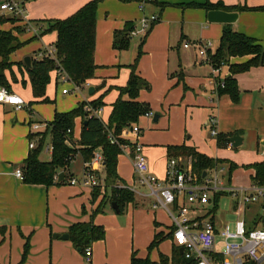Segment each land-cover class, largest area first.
<instances>
[{"label":"crops","instance_id":"1","mask_svg":"<svg viewBox=\"0 0 264 264\" xmlns=\"http://www.w3.org/2000/svg\"><path fill=\"white\" fill-rule=\"evenodd\" d=\"M89 1L91 0H28L24 7L25 19L28 22V25L32 28L33 25H37L34 22L63 20L74 14ZM122 1L125 2L129 0ZM138 1L143 7L142 10L139 8L140 6L138 7V11L141 13V18L138 21V24L133 23L134 29L140 27V22L143 18L156 16L153 12L147 14V2L142 3V0ZM215 1L227 6L235 5L237 2L241 4L243 1L244 6L249 8L264 6V0H260L258 3H256V0H211V2ZM161 2H166L168 5L174 4V6H176L178 4L181 5V3L185 1L161 0ZM148 4L152 7L154 6L151 3ZM102 9L103 6L100 4L99 9L97 7L96 11L94 63L97 66V69L95 70V74L98 73V65H102V63L103 65L110 64V61L115 62L114 60H117L115 55L122 53V51L118 52L114 49L112 50L110 46H112L113 31L121 28L123 21L116 25L109 22L104 24L101 20ZM118 11L119 15L122 17H127L129 14V9H125V7L119 8ZM237 14V21L234 24H231V27L235 31L254 39L264 48V13L241 11L237 12ZM158 19V23L154 25L143 44V56L139 62L138 69H136L139 76H141L146 83L148 82L151 84L153 91L158 88V81L163 79L164 74L167 72L171 57L170 40L174 33V29L177 26H181V29L184 30V24L189 26L192 24L199 25L201 27V36L205 37V39H211L213 42H216L215 44L217 48L225 25L209 23L207 21V11H191L185 9V7L181 8V10L165 8L161 11V15H159ZM98 21H101V25L104 26L103 37L98 33ZM39 26L37 25L32 30H29L27 33L19 37L18 40L23 42L32 37L38 36V33L41 31V27ZM54 35L56 42V33H54ZM182 36L184 37L183 34ZM36 38L23 46L24 49L22 52L24 53H22V55H24V57L21 58L22 60L20 59V61L14 62L12 61L13 56H10L11 64H17L20 69L25 70L26 74L27 71L23 64V59L29 57L32 60L37 57L39 52L45 50L47 47L53 46L51 44L38 47L36 41H38L40 37ZM184 38L185 43L192 45L195 43H201L200 39L190 41L186 37ZM139 40H142V37H140ZM188 49L189 48L186 50ZM103 52L106 53L107 60L103 58ZM30 53H33V56H31L32 54L30 55ZM250 58V56L232 58L230 59L229 64H241L248 61ZM203 66L209 68L208 74L199 75L195 78L187 76L185 79L193 91H185L181 88H177L175 91L169 90L167 102L164 100L165 104L180 102L181 106H189L190 112L195 116L194 120L196 122V128L190 136L186 137L187 140L191 139L190 141L182 143L180 131L179 138L177 137L175 142L171 139L163 141V144H166L163 149L154 147L147 148L146 154L148 157L149 172H152L158 177H162L163 172L166 171L165 165L169 159L167 158L166 149L168 146H180L183 144L186 147H191L195 150L197 149L199 150H196L197 152L211 158L210 156L212 155L209 148L211 146L216 147L215 137L211 136L208 132V139L201 131V129L204 128L208 129L205 124L207 118L211 115L215 116L217 119V135L228 136L238 133L241 138L240 146L242 147L250 145L263 146L264 144V65L252 67L235 77L239 91V99L237 103H233L228 95L218 96L215 93L213 79H223L227 77V67H222L219 74L214 77L212 75V68L207 65ZM205 67H201V69H204ZM10 70L11 69H9V71ZM4 74L6 77L8 75V70L5 71ZM106 74H113V72H106ZM129 74L130 69H123L118 72L117 77L107 78L103 76V78L98 81L100 86H98V84L97 86L89 87L93 88V94L90 95L93 96L91 97L92 100L102 96V101H104L105 95L114 91L110 99L109 115L111 113V105L118 98V88L126 86ZM93 79H96V77ZM92 80L87 81V83L80 87L77 92L81 94V91L86 90L89 86L88 83ZM56 81L57 85L58 80ZM66 89L69 90V93L70 91H75L74 86ZM145 89H149V87L140 90L139 95L137 96L138 102H141V97L146 98L144 92ZM9 91L12 92L10 86ZM15 91L16 93L14 94L18 95L24 103L23 108L15 110L14 107L10 105L0 106V264H19L23 246L25 244V238L29 239L30 248L23 264H86L84 255L77 251L71 242L63 241L59 238H52L53 234L59 236L67 234L69 227L73 224L88 223L90 221L89 215L92 212H84L82 215L80 214V206L85 201L84 192L75 190V186L68 188L69 190L63 188V190L60 191L57 185L48 188L42 185H28L15 177V170L23 166L30 151L28 148L30 141L29 135L31 134L30 125H40L42 123L41 117H38L31 107V100H33L32 103L41 101L34 99L31 86L27 92L22 91L21 89ZM165 92H167V85H164L161 89V93ZM97 94H99L98 97ZM181 96H183L182 99H180ZM126 98L127 97H123V99ZM84 102L88 103L87 101ZM177 112L180 114L179 109H177ZM103 114L104 110L102 108L99 115L100 119ZM158 116L159 118L157 121L162 120L163 123H165V118H162L161 115ZM144 118L149 119L148 117ZM169 120H171V117ZM101 121L104 124L108 122V120L102 119ZM76 122L79 124V129L77 136L76 134L74 135L73 131V138L75 141H78L81 132V119L77 118ZM46 124L47 123H45V125ZM152 124H155L153 119ZM137 126L141 130L138 124ZM172 129L173 125L169 131H172ZM35 134H44V131L40 128L38 132L34 133V135ZM38 137H36L35 140H37ZM127 140L132 144L136 142V139L133 136H130ZM137 141L138 143L140 142L139 139ZM49 147V144L44 147V153L47 154L48 160L50 159ZM232 149L233 147L231 149L226 148L227 151ZM125 155H127L131 161V157L128 154ZM120 157L121 155L118 157V160ZM39 159L41 161H48L41 156H39ZM75 159L79 160L80 164L79 166H75L73 162L74 166L69 168L67 173L68 177L66 176L65 178L66 183L69 178L80 176L83 167L86 164L82 161L80 156ZM97 169L98 175L103 177V167L97 166ZM117 175L122 180L123 174L119 163H117ZM123 183L132 192L133 188L136 185H139L133 167L132 180H128V183L123 181ZM102 197L103 193H100L98 199L92 203L90 193V203L94 205L99 199H102ZM139 197L140 201L144 202V200H141L142 196ZM59 203L65 204L67 210H57L56 206ZM157 208H159V206H153L154 210ZM91 219L94 225L101 226L104 229L105 237L104 240L95 242L91 245L90 248L92 255L89 264H130L132 254H135L139 259L148 258L152 262H158L160 255L168 259L171 258L173 249L175 248L172 241V234L170 233L171 221L169 220L170 224L165 226L161 220V213L156 215L152 210L149 211L142 208L137 209L132 205H128L125 220L121 219L117 222L114 218H105L102 213ZM157 233H160L163 239L156 248L149 250L148 247L151 244L154 235ZM137 236L141 239L139 244L136 242ZM130 237L135 239L133 246L134 248L139 249V253L136 250L130 251L129 246L126 245V242ZM120 238L123 239L122 242H119ZM164 241L170 245V250L161 248V244Z\"/></svg>","mask_w":264,"mask_h":264},{"label":"trees","instance_id":"2","mask_svg":"<svg viewBox=\"0 0 264 264\" xmlns=\"http://www.w3.org/2000/svg\"><path fill=\"white\" fill-rule=\"evenodd\" d=\"M101 0H91L84 4L74 14L63 20L39 21L43 29L38 33V37L47 33H56V42L53 45L55 49L54 58H33L32 69L27 72L32 95L35 100L47 101L45 98V89L49 81L51 71H60L66 74L69 80L77 87L83 86L88 80L93 79L97 66L94 63L95 53V30H96V10ZM142 2L146 3V0ZM148 3V2H147ZM168 3L159 2L157 6L163 10ZM180 6V5H176ZM196 6V5H191ZM206 11L222 10L226 12H240L243 8L225 7L222 3H207L204 6ZM264 10V7L261 8ZM13 17H0V23L16 21ZM158 22L150 24L149 30ZM134 29L133 23H127L123 30L117 31L113 35L112 47L120 52L128 48L131 39L130 33ZM148 30V31H149ZM146 32V34L148 33ZM20 30L19 33H23ZM146 34L142 37L144 40ZM35 39V37L30 38ZM37 39V38H36ZM142 40V41H143ZM24 43L18 40V37L12 31L0 30V87L9 90V85L5 77V71L11 67L10 56ZM250 56L251 58L241 64H229L232 58H242ZM203 63V62H202ZM212 69H218L220 66H226L228 76L216 79L215 93L218 96L228 95L233 103L239 99V91L236 85L235 77L247 71L252 67L264 65V48L254 39L235 31L231 25H224L221 33L218 47L209 56L207 63ZM130 74L126 86L118 88V98L111 105V113L108 122L104 124L101 119L88 110L100 109L103 106L102 96L91 102H81L78 106L67 113L55 114L50 124H47V130L44 134L29 135L32 140H36V147L29 151L23 166L21 167L23 178L22 182L28 185H42L46 188L54 185H63L67 176L66 170L69 164L74 160V155L78 154L84 163L91 162L95 149L101 148L104 170V192L100 205L92 217L101 213L102 207L116 203L119 214H122L126 206L134 201L133 192L128 189L123 181L117 175L118 157L122 155L121 145L132 147L133 144L128 140L121 138L123 130L137 125L141 116L144 117L146 106L137 101V96L141 89L147 88L148 84L136 74V61L129 66ZM123 97H127L123 99ZM81 119V132L78 141L73 138V129L75 120ZM49 132L51 152L48 161L39 159L40 153L44 150L45 136ZM111 134L118 144H111L108 135ZM233 134L217 135L215 137L217 146L228 145V138ZM167 158H188L192 171L199 176L216 168L217 165L228 164L227 162L212 159L206 155L197 152L194 148L186 146H168ZM230 171L233 165L228 164ZM254 170L253 184L264 186V160L251 166ZM60 172L64 173L63 182L57 181ZM121 185V186H120ZM124 185V186H123ZM107 192L110 195L107 197ZM100 195V188H95L91 192V202L94 203ZM224 194H217L214 197V208L217 201ZM112 209V208H111ZM156 226V225H155ZM172 234V226L170 227ZM68 240L73 247L84 255L86 248L92 243L104 240L105 231L101 226L94 225L92 219L88 223H76L69 227ZM160 233L154 235L148 249L156 248L162 241ZM29 252V239L25 238L22 259L19 264H23ZM130 264H190L179 255L178 248H174L171 258L168 259L162 255L158 262H152L148 258L139 259L135 254L131 255Z\"/></svg>","mask_w":264,"mask_h":264},{"label":"rangeland","instance_id":"3","mask_svg":"<svg viewBox=\"0 0 264 264\" xmlns=\"http://www.w3.org/2000/svg\"><path fill=\"white\" fill-rule=\"evenodd\" d=\"M174 1H177V0H174ZM179 1H185V2L181 3L180 6H174V4H171V5H167L165 8L181 10V8L185 7V9H188L191 11L192 10L206 11L204 7H200V6H204L207 3H210V4L217 3L216 1L211 2V0H179ZM222 1H225V0H222ZM259 1L260 0H256V3H258ZM146 2L154 5L152 7L150 4L148 3L146 4L147 14H150L153 12L159 18V15H161L162 10L157 5L159 2H161V0H146ZM100 4L101 6H103L101 20L103 21L104 24L109 22V23H113L114 25H116V24H119L121 21H123L121 28L115 29L113 31V35L115 32L123 30L127 23L138 24V21L141 18V13H139L138 11V7L140 6V3L138 0H129L125 2H123L122 0H101L97 5L98 9H99ZM191 5H196V6H191ZM223 5L229 8L231 7L240 8L241 7L243 8L242 12L264 13V10H261V8H263L264 6H256L253 8H249L247 6L246 7L244 6V1L241 2V4L237 2L235 5H229V6L225 4ZM121 7H125V9H129V14L127 17H124V16L122 17L119 15L118 10ZM0 17L9 18V16H7L6 14L2 15V13H0ZM34 23H36L38 26L41 25L40 22H34ZM37 25H33V28L36 27ZM98 26L100 29L98 28ZM98 26H97L98 33L99 35L103 37L104 36V32H103L104 26L101 25V21H98ZM39 27L43 29V25ZM28 28H29L28 25H26L23 21L21 22L18 19L16 21L0 23V30L12 31L18 38L21 37L23 34L27 33L29 31ZM138 29L139 27H137V30ZM20 30H24V32L19 33ZM151 30L148 31L145 39L144 40L142 39L143 41L139 40L140 39L139 36H135V37L131 36L128 48L122 51V53H120L119 55H115L117 58V60L116 59L114 60L115 62L110 61V64L103 65L102 63V65L101 64L98 65L99 66L98 73L97 74L94 73L95 75L94 77H96V79H93V80L91 79L92 81L88 83L89 86L87 87L86 90H82L81 94H79V92H77L78 90L75 89V91L73 92L70 91L68 95H63L62 90L64 88H71L73 87L74 84L72 82H67L65 86L63 85L62 87V84L60 83V81H58V84L56 85V82H57L56 72L57 71H51L49 73V81L46 85L45 98L47 101L41 100V101H38L37 103H32L33 100H31V107L33 111L37 114L38 117H41L42 119L40 128L45 132L46 125L50 124L53 121L55 114H63V113L70 112L78 106L79 102L81 103L84 101H87V102L93 101L91 99V97L93 96H90L88 94V88L91 86H97L99 84L98 81L101 78H103V76L107 78L117 77L118 72L122 71L123 69L128 70L129 66L134 64L135 61H136V69H138L139 62L143 56L142 47H143V44L145 43L147 36L150 34ZM182 34L184 35V37H186L190 41L200 39L201 43L204 46H206V48L208 49L206 51L208 60H209V56L214 52V49L216 48V44H215L216 42H213V40L211 39H205V37L201 36V27L197 24H192L190 26L184 24V30L181 29V26H177L174 29V33L172 34V38L170 40L171 57L169 60L167 72L164 74V78L158 81V84H157L158 88L156 90L153 91L151 88V84L147 82L148 84L147 86L149 87V89H145L144 91L146 94V98H142V97L140 98V101H141L140 103L146 106V112L151 114V117L149 119H146L143 116H141L138 122V125L141 128L139 143L140 145H142V151H143L142 153L144 157L146 158L147 164H148V157L146 154L147 148L154 147L158 149H163L164 145H166V144H163V141L171 139L175 142L176 138L180 135V131H181L182 143L190 141L191 139L187 140L186 137L190 136L191 133L196 128V122L194 120L195 116L190 112L189 106L188 107L181 106L180 102L171 103V104L164 103V100H166L167 102L169 90L175 91L177 90V88H181L182 90H185V91L186 90L193 91L192 88L185 81L187 76L195 78V77H198L199 75L209 73V68L203 66V65H207V66L209 65L206 63H202L199 53L193 47L189 48L188 50L183 48L184 43H185L184 41L185 38L182 36ZM29 40L30 39L23 41V42L20 41V42L24 43L25 45L26 43L29 42ZM36 44L38 47H43V46H47L51 44L54 45L55 44L54 32L42 35L38 39V41H36ZM23 46L17 49L12 54L13 56L12 61L18 62L20 61L21 58L24 57V55H22V53H24L22 52L24 49ZM110 48L113 50L112 46H110ZM30 55L33 56V53H30ZM102 56L105 60H107L106 53L103 52ZM11 67H10L11 70L10 71L8 70V75L6 76V80H7L8 85L11 87L12 92L16 93L15 90L17 89H21L22 91L27 92L30 88V84H29L28 75L26 74L25 70L20 69L19 66L15 63ZM201 67H205V68L201 69ZM222 67H226V66H220L218 67V69H221ZM106 72H109V73L113 72V74H106ZM136 74L139 75L138 72H136ZM164 85H167V92L161 93V89ZM98 86H100V84ZM113 92L114 91H111L110 93L105 95L104 101H102L103 103L102 108L104 110V114L103 116H101L102 120H108L109 118V104H110V99H111V95ZM98 95L99 94H97V97ZM182 97L183 96H181L180 99H182ZM177 109H179L180 114L177 112ZM88 110L90 112L93 111L90 107L88 108ZM154 114L161 115L162 118H165V123H163V121L161 120V121H157L155 124H152V119H153ZM170 117H171V120H169ZM45 123L47 124L45 125ZM172 125H173V129L172 131H169ZM78 129H79V124L75 120L73 131H74V135L76 134V136L78 134ZM201 131H202V134L208 138V132H209L208 129L204 128V129H201ZM151 143H158V144L152 145ZM47 144H50L49 132L46 134L44 146H46ZM171 146H174V145H171ZM180 146H184V145L181 144ZM215 146L216 147L211 146L209 148V151L212 155L210 157L216 160L227 162L228 164L231 163L233 165V169L230 171V175H228V171H229L228 164H224V165L220 164L216 166L218 171L221 170V168H223L224 170V174H218V177L220 180H222L223 185L225 187L238 188V189L249 187L254 177V170L251 168V166L254 165L255 163H259L264 160L263 157L260 156V152L262 151L263 149L262 147L264 146H256V145L243 146V147L240 146L237 148H233L230 151H227L224 146H217V144H215ZM101 151L102 150L100 147L95 149V153H101ZM40 156L43 159L48 160V156L47 154L44 153V150L40 153ZM76 157H79V155L78 154L74 155V160L69 164L66 170V173H68L69 168H71L72 166L74 165L79 166L80 162L79 160L75 159ZM185 160L188 164H190V161L188 158H185ZM165 161H166V157H165ZM73 162H74V165H73ZM118 163L121 167V172L123 174L122 181L128 183V180L129 181L132 180V165H131L132 163L129 157L125 154H122L120 159L118 160ZM165 168H166V165H165ZM165 173L166 172L164 171L163 176L158 177L152 172H149L151 176L157 178L159 181L164 180ZM103 177H104V173H103ZM57 187L59 188L60 191H62L63 188H67V190H69L68 188H71L72 186H70L68 183L65 182L64 185H61V186L57 185ZM74 189L80 192H84L85 194V198H84L85 201L80 206V214L82 215V213L84 212L94 213L96 209L98 208V206L100 205L101 199H99L94 205H92L90 203L91 191L89 189H83L79 186H75ZM133 192H134L133 193L134 201L132 203H129L128 205H132L133 207H136L137 209L142 208V209H146L149 211L152 210V212L156 213V215H159L161 213V220L163 224L165 226L166 225L168 226L170 224V221H169L170 218L168 217L166 211L157 203V199L154 196L150 195V190L146 186H142L140 184L136 185L133 188ZM109 195H110V192H107V197ZM139 196H142L141 200H144V202L140 201ZM231 200L232 199L226 195L222 197L218 203V210L216 211L214 216H215V224L219 230L223 228L224 224H232L235 219L234 218L235 216L233 215L231 211V205H232ZM258 204L261 205L262 202L258 201ZM128 205L126 206L123 213L119 215H116L113 212V210L110 208V205L108 204L102 207L101 213L105 218L111 217V218H114L117 222H119L121 219L125 220L126 209ZM154 205L159 206V208L154 210L153 209ZM92 207H93V210H92ZM56 209L66 211L67 207L65 206V204L59 203L56 206ZM158 210H161V211H158ZM254 212H257V214H261L259 209L256 210L255 207L254 208L251 207L250 210L246 212V219L248 220L250 217H252ZM92 213L89 215V220L92 217ZM101 213L95 214L93 218ZM247 226H248V223H247ZM122 240L123 239L120 238L119 242H122ZM63 241L70 242L69 240H63ZM140 241L141 239L139 238V236H137L136 242L139 244ZM215 241H216L215 249L217 251H221L222 250V239L220 238V236H216ZM134 242H135V239L133 237H130L126 242V245L129 246L130 251L136 250L139 253V249H136L133 246ZM94 243H92V245ZM161 245H162L161 248L165 250H170L171 248L170 245L166 241L162 242ZM22 254H23V251H22ZM22 254H21V259H22Z\"/></svg>","mask_w":264,"mask_h":264},{"label":"built area","instance_id":"4","mask_svg":"<svg viewBox=\"0 0 264 264\" xmlns=\"http://www.w3.org/2000/svg\"><path fill=\"white\" fill-rule=\"evenodd\" d=\"M28 0H0V13L9 17L16 18L21 22H28L25 19V3ZM144 3V2H142ZM142 4L140 9L142 10ZM157 21L156 16L143 18L139 29H133L131 36L143 37L150 27V24ZM28 30L33 28L28 25ZM199 53L201 61L207 63L208 50L201 43H184V48L193 47ZM55 49L53 46L47 47L38 53L37 58H54ZM220 69H212V75L215 77ZM57 80L62 85L71 82L68 76L57 70ZM214 85L216 86L215 80ZM219 81H222L220 79ZM74 90L80 87L75 85ZM63 95L69 93L64 88ZM10 105L15 110L23 108L24 103L19 96L10 92L4 87H0V106ZM101 109L93 110L92 113L99 117ZM144 117H151L147 113ZM209 134L217 136L215 116H209L206 124ZM47 127V126H46ZM39 124L30 125L31 134L38 132ZM141 130L135 124L131 128L123 130L121 138L127 140L130 136L136 139L133 146L121 145L123 154L131 157V163L137 182L146 186L150 190V195L157 199V203L166 211L172 226L173 245L183 249L182 256L190 264H264V186L251 183L247 188L225 187L218 174H224L223 168L206 172L205 176H199L192 171L191 164H188L184 157L169 158L166 163V173L163 181L149 174V168L142 153V146L138 143ZM111 144H118L117 140L108 135ZM36 140L29 141L28 148L33 150L36 147ZM226 148L231 149L232 145L228 143ZM260 156L264 159V147H262ZM51 152V147H49ZM97 166L103 167V157L101 153H94L90 163H86L78 177H71L67 183L70 186H80L90 189L100 188V193L104 192L103 180L97 173ZM15 177L22 180L23 174L21 168L14 172ZM224 176V175H222ZM217 194L229 196L232 200L231 211L235 216L232 224H224L219 230L215 224V213L218 210L217 201L214 208V197ZM258 201L262 204L259 205ZM251 207L259 209L261 214L253 213V216L246 219V212ZM248 223V226H247ZM222 239V250L217 251L215 237ZM92 251L88 247L84 251L86 263H90Z\"/></svg>","mask_w":264,"mask_h":264},{"label":"water","instance_id":"5","mask_svg":"<svg viewBox=\"0 0 264 264\" xmlns=\"http://www.w3.org/2000/svg\"><path fill=\"white\" fill-rule=\"evenodd\" d=\"M238 14L237 12H226L222 10H210L207 12V21L209 23H215V24H225V25H231L234 24L237 21ZM23 64L25 66L26 71H30L32 69V60L29 57H26L23 59ZM89 95L93 94V88H89L88 90ZM159 116L155 114L153 116V122L156 123L158 120ZM228 143L232 145L233 148H237L241 145V138L239 137L238 133H234L233 136L228 138ZM264 146V144H263ZM205 176V173L202 175V177ZM64 179V173L60 172L57 176V181L61 182ZM112 210L116 213L119 214V209L116 203L111 204ZM52 238L56 239L59 238L60 240H68V235L63 234L61 236L57 234H53ZM179 255L182 256L183 249L180 248L179 250Z\"/></svg>","mask_w":264,"mask_h":264}]
</instances>
